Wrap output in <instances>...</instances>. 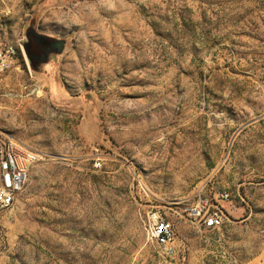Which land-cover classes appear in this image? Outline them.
<instances>
[{"label":"rangeland","instance_id":"1","mask_svg":"<svg viewBox=\"0 0 264 264\" xmlns=\"http://www.w3.org/2000/svg\"><path fill=\"white\" fill-rule=\"evenodd\" d=\"M32 34L63 51L30 62ZM9 45L0 133L44 158L0 210V264H264V0H3ZM221 192L220 228L190 221Z\"/></svg>","mask_w":264,"mask_h":264},{"label":"built area","instance_id":"2","mask_svg":"<svg viewBox=\"0 0 264 264\" xmlns=\"http://www.w3.org/2000/svg\"><path fill=\"white\" fill-rule=\"evenodd\" d=\"M3 0H0V8ZM17 49L6 46L0 50V68L14 58ZM44 154L24 142L0 133V210L11 208L26 183L32 166L43 160ZM99 166L100 164H96ZM215 202L207 197H199L196 204L185 209L190 221L196 222L206 229L220 228L223 224V214L218 204L228 201L229 194H217ZM148 238L158 248L164 257L172 258L177 253L175 228L172 222L164 218L158 211H151L147 216Z\"/></svg>","mask_w":264,"mask_h":264},{"label":"water","instance_id":"3","mask_svg":"<svg viewBox=\"0 0 264 264\" xmlns=\"http://www.w3.org/2000/svg\"><path fill=\"white\" fill-rule=\"evenodd\" d=\"M32 39H34L37 42H40L41 44L47 45V47L44 51V54H43V58H42L43 62L47 61V56L50 52L55 51L56 53H61L63 51L64 44H65V42L62 40L48 41V38L35 36L34 34H32L31 36H28V43H26L24 45V50H25L27 57L30 60V62H32V59H33L32 56L30 55V52H29Z\"/></svg>","mask_w":264,"mask_h":264},{"label":"flooded vegetation","instance_id":"4","mask_svg":"<svg viewBox=\"0 0 264 264\" xmlns=\"http://www.w3.org/2000/svg\"><path fill=\"white\" fill-rule=\"evenodd\" d=\"M48 41H51L48 39ZM41 43L37 41H35L34 39H32V42H31V45H30V50L31 52H33V58L36 59V60H39V61H42V58H43V54H44V51L47 47V45H40ZM36 52H40L39 55L35 54Z\"/></svg>","mask_w":264,"mask_h":264},{"label":"crops","instance_id":"5","mask_svg":"<svg viewBox=\"0 0 264 264\" xmlns=\"http://www.w3.org/2000/svg\"><path fill=\"white\" fill-rule=\"evenodd\" d=\"M31 51V50H30ZM34 59V58H33ZM34 60H36V59H34Z\"/></svg>","mask_w":264,"mask_h":264},{"label":"trees","instance_id":"6","mask_svg":"<svg viewBox=\"0 0 264 264\" xmlns=\"http://www.w3.org/2000/svg\"><path fill=\"white\" fill-rule=\"evenodd\" d=\"M29 52H30V50H29ZM31 55V54H30Z\"/></svg>","mask_w":264,"mask_h":264}]
</instances>
